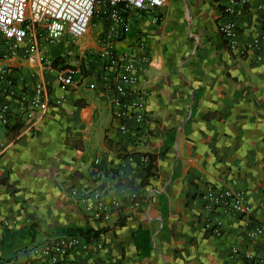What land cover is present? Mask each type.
Instances as JSON below:
<instances>
[{
	"label": "crops",
	"instance_id": "1",
	"mask_svg": "<svg viewBox=\"0 0 264 264\" xmlns=\"http://www.w3.org/2000/svg\"><path fill=\"white\" fill-rule=\"evenodd\" d=\"M229 1L168 0L121 12L123 24L99 5L83 36L54 45L12 49L0 35V264L36 262L31 248L86 228L104 231L66 264H235L233 248L264 264V236L205 199L233 180L264 227V45L247 48L264 36V0H233L227 14ZM228 20L232 47L218 31ZM131 52L126 90L142 93L143 120L120 132L104 68L107 53ZM97 193L119 203L101 223L84 213Z\"/></svg>",
	"mask_w": 264,
	"mask_h": 264
},
{
	"label": "built area",
	"instance_id": "2",
	"mask_svg": "<svg viewBox=\"0 0 264 264\" xmlns=\"http://www.w3.org/2000/svg\"><path fill=\"white\" fill-rule=\"evenodd\" d=\"M168 0H0V35L11 42L12 49L28 43L30 40H38L46 45H54L60 38L67 34L71 38L83 36L88 29L91 18L99 11V5H104L110 9L111 17L118 24H123L120 17L121 12L133 10L143 12L155 10L163 7ZM230 6L225 9V13L230 14L233 0L229 1ZM219 34L232 47L236 40L235 26L228 20L219 25ZM264 45V36L253 38L247 48L258 51ZM28 52V51H27ZM109 60L104 69L110 70L108 81L112 83L113 95L110 99L114 108V119L119 122L120 132H126L124 122L133 121L140 124L143 120V96L136 89V80L133 77L135 70V58L131 52L128 55H114L107 53ZM102 57V55H100ZM77 70L72 67L59 71L55 76V81L61 86H69L73 83V76ZM134 86L128 93L127 86ZM30 105L42 112L46 109L45 101L35 99ZM2 110H0V123L5 124ZM31 113L27 114L30 117ZM142 162L146 159L141 158ZM135 194H130L132 202ZM206 201L213 208H219L227 217L240 219L245 235L249 239H258L264 236V227L257 225L250 219V208L246 203L244 193L235 188V182L230 180L219 190H209L205 195ZM119 209V203L111 199L104 202L101 194L92 196V200L84 208V213L90 222H103L112 211ZM220 226V222H217ZM213 234L218 235V227L213 228ZM95 247H100L95 244ZM88 248V242L78 235H67L57 239H50L41 245L30 249V254L36 262H25L24 264H36L38 258L46 260L45 264H66L64 258L73 250ZM238 250H231V258L235 264H243L251 260L247 253L239 257ZM23 264V263H15Z\"/></svg>",
	"mask_w": 264,
	"mask_h": 264
},
{
	"label": "trees",
	"instance_id": "3",
	"mask_svg": "<svg viewBox=\"0 0 264 264\" xmlns=\"http://www.w3.org/2000/svg\"><path fill=\"white\" fill-rule=\"evenodd\" d=\"M150 164V159H148ZM103 229L94 230L92 228H86L84 230L78 229L77 232L80 236H82L85 240L96 238L100 233H102Z\"/></svg>",
	"mask_w": 264,
	"mask_h": 264
},
{
	"label": "rangeland",
	"instance_id": "4",
	"mask_svg": "<svg viewBox=\"0 0 264 264\" xmlns=\"http://www.w3.org/2000/svg\"><path fill=\"white\" fill-rule=\"evenodd\" d=\"M58 47H63V43L61 41H60V44L58 45Z\"/></svg>",
	"mask_w": 264,
	"mask_h": 264
}]
</instances>
